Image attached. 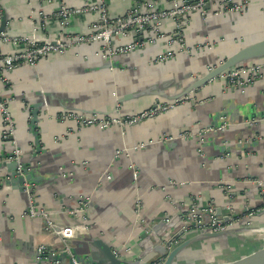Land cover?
<instances>
[{"label": "crops", "instance_id": "obj_1", "mask_svg": "<svg viewBox=\"0 0 264 264\" xmlns=\"http://www.w3.org/2000/svg\"><path fill=\"white\" fill-rule=\"evenodd\" d=\"M95 1L0 0L8 17L5 34L10 41L28 39L33 25H39L40 43H61L86 33L97 12L74 14L63 25L56 15L60 6L82 9ZM171 1L160 0L156 7L167 8ZM104 2L111 18L124 16L134 5L132 0ZM173 31L172 21H163L162 40L115 56L110 67L99 44H82L40 58L33 67L20 66L8 74L6 84L0 82V97L10 99L14 142L38 179L29 196L57 226L84 225L68 244L79 256L86 253L80 238L90 236L102 239L121 259L156 263L166 255L159 252L166 236L181 229L177 218L191 203L220 208L221 217L254 213L252 225L264 227V76L243 91L228 90L217 78L171 109L133 125L99 129L63 118L69 113L125 117L173 102L169 97L203 75L207 65L264 37V0H250L241 13L183 19V47L167 46ZM134 41V36L118 35L112 44ZM14 48L0 43L2 54ZM165 52L170 57L160 61ZM128 94L132 99H124ZM118 99L122 102L115 106ZM39 103L36 147L29 112ZM163 136L172 139L160 141ZM12 146L0 137L3 160ZM5 175L0 168V264H34L39 246L54 253L64 245L41 218L24 216L29 197L5 185ZM80 202H86V209L77 218L71 212ZM165 220L166 226L160 223ZM234 229L192 242L175 264H231L264 249L263 237L237 223Z\"/></svg>", "mask_w": 264, "mask_h": 264}, {"label": "built area", "instance_id": "obj_2", "mask_svg": "<svg viewBox=\"0 0 264 264\" xmlns=\"http://www.w3.org/2000/svg\"><path fill=\"white\" fill-rule=\"evenodd\" d=\"M134 5L127 11V13L120 18H111L107 12L104 0H97L92 4H86L82 9H74L61 5L56 15L62 20V24H66L70 16L80 13L94 10L97 12V19L91 24L89 30L84 34H78L70 36L67 40L53 44L52 42L40 43L37 39V32L39 25H33L31 36L27 39L22 38H9L1 34L0 43H12L14 51L9 54L0 53V82H7V76L20 66H35L40 58L47 57L51 53L59 52L64 48H69L82 44H99L101 47L100 53L106 59H112L115 56L123 54H131L132 52L145 47L152 46L157 40H162L165 35L161 32V26L163 21L170 20L173 23L174 31L169 35V41H167L168 47H173L174 43L184 46L182 35L180 32L182 29L183 19L186 21L187 17L190 18L194 15H198L202 19L208 14L222 15L225 13H241L243 12L250 0H172L167 8H158L156 5L160 0H132ZM208 5L209 9L206 10L205 6ZM3 15L2 8L0 6V21ZM147 32H151L150 35ZM145 34V35H143ZM134 36L136 41L129 42L120 46H113L112 39L115 36ZM142 36L139 40L137 37ZM144 37V38H143ZM175 38V40H174ZM170 57L169 52H165L159 55L160 61L168 59ZM212 65L206 67L207 71L212 69ZM264 76V60L254 61L250 63L240 64L235 66L218 77L224 82V87L228 90L243 91L246 87L253 85L257 80ZM180 99H177L171 103H156L154 107L140 112L136 115L128 116H116V117H102L95 114L85 115L78 113H69L64 115V119L75 120L81 126L96 127L99 129H107L111 126H123L133 125L144 119L152 118L157 113L171 109ZM10 99H2L0 97V120L1 129L0 137L5 142H12V151L7 158L10 161L18 162L20 160V150L17 147V143L14 142V121L8 111V104ZM12 137V141L8 139ZM172 139L169 136H163L160 141H166ZM139 147H143L140 145ZM120 152L116 153V156ZM258 185L262 188V183ZM258 186V187H259ZM28 207L25 210L24 216L31 219L41 218L44 221V228L51 231L59 240L63 243V248L58 252H50L46 246H39L36 252L35 264H63L60 260H52L47 263L43 261L47 260L48 254L52 256L60 255L64 253L69 262L65 264H84L75 259L71 254L67 241L75 238L76 233L80 228L84 229V225H62L57 226L51 219L47 211L36 208L31 196L28 195ZM86 209V202H80V206L71 212V215L77 218L81 217L82 212ZM230 221L221 224L222 220L216 215V208L211 204H205L198 206L191 203L188 207L183 209V212L179 216V220L182 223L181 229L185 232L195 231L197 233L209 232L216 233L222 232L229 228L235 227V224L239 221L250 219L254 217V213H248L245 216L228 215ZM242 230H248L251 234L264 238V227L253 226L252 222H246L242 225ZM163 260H158L155 264H161ZM22 264V263H16Z\"/></svg>", "mask_w": 264, "mask_h": 264}, {"label": "water", "instance_id": "obj_3", "mask_svg": "<svg viewBox=\"0 0 264 264\" xmlns=\"http://www.w3.org/2000/svg\"><path fill=\"white\" fill-rule=\"evenodd\" d=\"M205 9L208 10L209 6L206 5ZM8 17L6 13H3L0 21V36L1 34L6 35V31L8 30ZM142 39V36L139 37V40ZM54 45L55 43L52 42ZM112 59H107L108 65L110 67ZM257 60H264V37L254 41L250 42L248 44L242 45L239 49L233 51L229 55L218 59L216 63L210 64L212 65V69L210 71H207L203 74L198 76L196 79H192L188 82L187 86L184 88V90L176 94L172 97H169V101H174L180 98H184L189 93L193 92L194 90L199 89L200 87L205 86L206 84L212 82L213 80H216L220 74L224 73L225 71L238 66L240 64L254 62ZM116 65V64H115ZM208 66V65H207ZM206 66V67H207ZM205 67V68H206ZM132 94H128L124 99H132ZM122 100L118 99L115 106L120 105ZM45 105V102H44ZM41 108V104H35L32 105V110L29 112V130L30 133H32L33 137V145L36 147L38 146V139L37 134L34 131L35 124L38 121V112ZM219 115L217 114L212 125L216 126L217 121L219 119ZM12 137H10L8 140L12 141ZM17 147L20 150V147L17 145ZM225 150V148H222ZM36 151H39L38 149ZM9 156L4 158L0 157V168H5L6 175L5 180H3L5 185L11 186L13 189L18 190L19 192H24L27 195L31 194V185L38 182L37 177L34 175V173L30 169V163L25 162L22 159V155L20 152V160L18 162L16 161H10L8 160ZM28 198V196H27ZM183 212V210H182ZM181 212V213H182ZM263 213L260 211L257 215H261ZM216 215L221 218L220 221L221 224L227 223L230 221V218L228 216L221 217V210L220 208H216ZM179 221V216H178ZM254 217L246 220H242L237 222V225H239L242 229V225H244L246 222H253ZM162 225H167L168 222L162 221L160 222ZM182 223L179 221V226H181ZM234 227L229 228L222 232H216V233H209V232H203V233H196L195 231H183L180 229L177 233H175L172 236H166L167 240L164 247H161V254L165 255V257L162 259L163 262L161 264H175V260L179 253L184 250L188 245H190L192 242L200 240L202 238H211V237H223L228 234L234 233ZM194 235H191V234ZM78 238V237H77ZM80 244L82 247L86 248V253L81 254L80 256L76 254L75 249H71L70 251L74 254V257L76 260H78L81 263L84 264H139V262H131L128 260H124L119 258L112 248L107 245L102 239L100 238H92L90 236L80 238ZM74 240V239H72ZM177 240V242H175ZM67 245L71 243V240H68ZM36 255L35 254V260L34 264L36 263ZM52 260H60L63 264L67 261V256L62 253L60 255L52 256L49 255L47 260L43 261V263L50 262ZM68 262V261H67ZM231 264H264V249H260L255 253V255L250 260H240L236 263Z\"/></svg>", "mask_w": 264, "mask_h": 264}, {"label": "trees", "instance_id": "obj_4", "mask_svg": "<svg viewBox=\"0 0 264 264\" xmlns=\"http://www.w3.org/2000/svg\"><path fill=\"white\" fill-rule=\"evenodd\" d=\"M153 264H155V263H153Z\"/></svg>", "mask_w": 264, "mask_h": 264}, {"label": "bare ground", "instance_id": "obj_5", "mask_svg": "<svg viewBox=\"0 0 264 264\" xmlns=\"http://www.w3.org/2000/svg\"><path fill=\"white\" fill-rule=\"evenodd\" d=\"M186 256V255H185Z\"/></svg>", "mask_w": 264, "mask_h": 264}]
</instances>
